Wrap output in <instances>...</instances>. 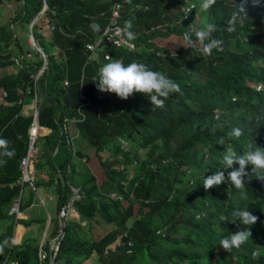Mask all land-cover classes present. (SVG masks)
<instances>
[{"label": "trees", "instance_id": "16d2710c", "mask_svg": "<svg viewBox=\"0 0 264 264\" xmlns=\"http://www.w3.org/2000/svg\"><path fill=\"white\" fill-rule=\"evenodd\" d=\"M43 1L22 0L8 10L9 21L0 18V69L16 66L0 77V138L15 150V156L0 165V245L9 241L0 252V263L7 257L16 264H38V245L27 239L11 244L15 215L9 210L21 189L20 160L32 123V112L23 114L24 100L39 89L38 124L51 131L35 142L41 140L44 149H38L34 168L49 178L34 186L55 191L57 211L69 200L70 186L81 188V198L74 203L79 220L65 221L55 264H264V179L258 178L264 172L255 174L248 165L245 187L239 190L227 180L207 191L203 187V178L223 170L225 148L237 154L264 148V0L255 7L247 0L233 32L227 31V21L244 0H216L208 12L195 0L199 11L188 21L182 20L184 0H130L119 23L131 21L133 51L108 44L94 51L86 47L108 24L109 2L45 0L46 9L29 28ZM45 22L53 29H44ZM15 23L24 25L27 34L31 31L45 54L46 68L36 83L33 76L44 58L34 48L23 52ZM93 23L99 31L90 28ZM207 23L216 25L213 35L223 41L211 55L202 56L201 45L178 47L166 58L158 55L170 50L154 44L155 38L183 37L190 27ZM106 52L125 65L136 61L162 72L180 85L182 94H171L164 108L152 110L142 94L121 100L114 93L99 92L93 82L107 63ZM69 123L94 150L83 165L71 163L81 152L73 146ZM237 127L243 135L228 140V131ZM221 137L225 145H218ZM123 142L136 148L124 149ZM134 162L137 169L128 177L125 167ZM77 170L81 179L74 185L69 175ZM231 170H225L226 177ZM22 195L20 209L26 206ZM239 209H248L258 220L247 242L227 252L219 241L245 228H238L233 216ZM100 227L106 231L97 236Z\"/></svg>", "mask_w": 264, "mask_h": 264}, {"label": "clouds", "instance_id": "9594fccd", "mask_svg": "<svg viewBox=\"0 0 264 264\" xmlns=\"http://www.w3.org/2000/svg\"><path fill=\"white\" fill-rule=\"evenodd\" d=\"M215 3L216 0H201L199 5L200 10L202 12H208L215 5ZM246 3L247 0H244V2L239 5L237 11L234 12L232 17L227 21L228 32L235 31L236 19L241 12L246 10ZM260 4L261 0H252V5L254 7L260 6ZM185 5H193V7L185 13ZM196 8L197 4L193 0H184L181 7L183 17L182 20L188 21L190 14ZM131 26V21H126V28L130 29ZM90 28H92L93 31H99L98 24L93 23L90 25ZM216 31V25L213 23H207L200 28L190 27L183 33V40L190 47H195L197 44L201 45L202 48L199 49V51H201V55L208 56L211 55L213 49L218 50L223 44L221 39L216 38L213 35ZM126 35L128 40L134 39L133 32L127 31ZM93 83L99 92L114 93L121 100H127L135 93L142 94L149 99L152 105V110L164 108L165 101L171 94H182L180 85L177 82L168 78L162 72L151 70L144 63L136 61L125 65L121 60L117 59L103 64L98 69ZM257 88H260V85H257ZM242 135V129L238 127L233 128L228 131L227 139H239ZM9 144L10 142L7 139L0 138V165L7 164L8 160L15 156V150L11 149ZM218 145H225L224 137L219 139ZM220 164L222 165L223 170H217L214 174L208 176L207 178H203V187L205 191L213 188L214 186L221 185L226 180L230 187H234L237 190L242 189L245 187L244 177L247 175L246 167L248 165L252 166V171L255 174L264 172V148L257 147L255 150L249 149L243 154H237V152L230 147L225 148L222 151ZM236 165H238V168L234 167ZM228 169L232 170L227 172L226 177L225 170ZM258 178L264 179V175H259ZM20 211L21 209L19 210V213ZM9 214H13V212L11 213L9 210ZM233 216L235 217V221L238 222V228L239 226H245V228L243 230H238L219 241V247L223 248L227 252H231L233 249H239L247 242L249 236H251L250 228L258 220V217L253 215L248 209L235 210L233 212ZM18 219L19 218H16L15 216V224ZM17 243L18 241L16 239L13 238L11 240L12 245H16ZM7 244H9V241L5 240L4 244L0 245V252H3L4 245ZM11 263L16 264L15 261H11L5 257L0 264Z\"/></svg>", "mask_w": 264, "mask_h": 264}, {"label": "built area", "instance_id": "2783aa9c", "mask_svg": "<svg viewBox=\"0 0 264 264\" xmlns=\"http://www.w3.org/2000/svg\"><path fill=\"white\" fill-rule=\"evenodd\" d=\"M100 1L110 2V10H109L110 14L108 17V24L104 28V31L102 32V34L94 42L88 43L86 45L87 49L94 51L101 44H108L116 48H124L127 51H133L135 49L134 39L136 35L133 32L134 39L128 40L126 32L131 31V30L126 28L125 25H122L119 23V20L122 17L121 15L125 13L127 5H129L131 1L130 0H100ZM192 7L193 5H185L184 6L185 13L189 11L190 8ZM44 29L52 30L53 26L50 25V23L45 22ZM43 36H45V33L43 34ZM159 54L163 58L175 55L173 50L158 52V55ZM41 56L44 58V61H45V54L41 53ZM103 59L107 63L113 60H117V59L122 61V58H113L111 54H109L108 52L104 53ZM13 61L15 62L17 66L19 65V60L17 58H13ZM43 69L44 68L42 66V68L37 72V74L33 76L35 83L39 75L43 71ZM64 84L67 85L68 83L64 81ZM34 91H35L33 95V101H34V107H35L34 110L37 109V112H38L39 105L41 103V95H40L39 89H34ZM33 113L34 111L32 112V119H33ZM39 136H42V135L40 134V126L38 124V120H37V124H34L32 121L28 129V137H27L28 142H27L26 154L20 160L21 176H20L19 183L21 184V189H20L19 195L14 200L10 208V212L11 213L13 212L16 218L18 217V214H19L20 203H21L20 199H21V193H22V188H23L22 186L25 184V182H29L32 185L33 189L36 190L34 184L37 180L46 182L49 178L46 172H43L39 177L36 174L37 171L34 168V159L36 157V153L38 152V148L36 147L35 142ZM13 186L14 184L13 185L10 184V187H13ZM70 187L73 191L72 196L57 211L58 224L59 223H63V225L65 224V221L67 220L69 216V212H70L72 205L75 203V201L81 198V188L79 186H70ZM38 197H39V194H38ZM40 200L42 199L40 198ZM47 227H48V224H47ZM63 233H64L63 231H59L58 229V233L54 236V238L51 239V242L49 246L46 247V249L43 247V243H41L40 246H38V251H37L38 264H55L54 261H55L57 251L59 249V243H60L59 240L63 236Z\"/></svg>", "mask_w": 264, "mask_h": 264}, {"label": "rangeland", "instance_id": "374dc122", "mask_svg": "<svg viewBox=\"0 0 264 264\" xmlns=\"http://www.w3.org/2000/svg\"><path fill=\"white\" fill-rule=\"evenodd\" d=\"M7 1H10L12 6H14V5L20 6L22 3V0H7ZM7 1L3 0L2 2H0V13L1 14L5 13L6 11H8L10 9V4L9 3L7 4ZM193 1L197 5L199 4V1H195V0H193ZM198 11H199V8L195 9V13H198ZM5 20L9 21V17L5 18ZM43 27H44V25H43ZM14 29H15V36L18 37L19 41L22 44L23 52L26 53L28 50H31L32 49L31 44H30V42L28 43V41H30V39L28 37L26 28H24V25H22L20 23H15ZM45 36H46V33H45ZM26 38L28 41L26 40ZM153 43L160 46V47H163V48H166L169 50H173V51L175 49H177L178 47L187 46L186 42L183 40V37L177 36L174 34L169 36V37L155 38L153 40ZM197 45H199V44H197ZM13 51L15 53H19V50L17 48L16 49L14 48ZM15 68H16V66H15ZM15 68L13 66H11V67H6L3 69H0V77L8 74L9 71H13V70L15 71ZM2 94H3L2 90H0V96ZM43 97L46 99L45 95H43ZM42 103H45V102H43V99H42ZM34 108L35 107H34L33 96L25 97L24 105H23V112L25 114L28 112V114H29V113L34 111ZM68 125H69V128L71 126H73V124H71V123H69ZM70 133H71V130H70ZM40 134L42 136H45L43 132H40ZM123 146L129 150L131 149V151H134V149L136 148L135 146H133V144L128 145L127 143H124ZM36 147L39 149V151L44 149V144L41 143V140L37 141ZM140 151L138 152L139 155L143 156L142 151L141 152ZM39 154L40 153H36V157ZM36 157H35V159H36ZM72 158L73 159H71V163L74 164V161H76L75 158H77V157H72ZM35 159H34V161H35ZM31 166H32V164H31ZM135 166L136 165L134 162L131 165H127V167H125L126 172H128V177H131L135 173V171H136L135 169H137ZM98 167L99 168H97V170H100V166H98ZM80 172L81 171L72 172L69 175V178L74 185L80 183V179H81ZM94 172H96V171L94 170ZM100 175H101V173H100ZM100 177L101 176H99V179H100ZM44 192L45 191L40 187H37L36 190H34L32 185L29 182H25V184L23 185L22 205L23 206L26 205L27 209H25V211H28V213H30V215H31L30 219L27 220V223H29V225L27 226L29 228H28L27 234H26L27 241L31 245H40L41 240H43L44 248L46 249L47 240H49V238H50V230L58 229L59 224L57 221L56 208L54 206L53 198H50V199L45 198L43 196ZM70 192L71 193H70V196L68 199H70V197L72 196V192H73L72 189L70 190ZM37 193L40 194V196H42L45 203H44L43 199L40 200ZM111 196L113 197V194ZM137 207L138 206L136 205L135 211L137 210ZM75 210H76V207H75V204H73L71 209H70V212H69L68 223H70L71 221H78L79 220L78 214H77V212H75ZM47 213L49 214L50 223H49V228L46 232V229H47V225H46L47 222L46 221L48 218ZM80 225L83 226L82 223ZM108 228H107V230H108ZM105 231H106V228L100 227L99 229L96 230V235L100 236ZM58 259H60V258L58 257ZM86 263L90 264L91 262H86ZM91 264H96V261L94 263L92 262Z\"/></svg>", "mask_w": 264, "mask_h": 264}, {"label": "crops", "instance_id": "0c3cea01", "mask_svg": "<svg viewBox=\"0 0 264 264\" xmlns=\"http://www.w3.org/2000/svg\"><path fill=\"white\" fill-rule=\"evenodd\" d=\"M11 6H12V4H10V8H11ZM17 6L18 5H16V6L14 5V8L17 7ZM8 14H9L8 11H6L3 14L0 13V17H2V18L8 17ZM23 114H25V113L23 112ZM26 114H28V112ZM40 128H44L46 130V132H44V135H47L51 131L47 127L40 126ZM68 129H69V133H70V130H71V133H70L71 136L70 137H71V140H72V143H73V146H74L75 150L81 152L80 153L81 154L80 156H77L76 155L77 156V159H76V161H74V164L83 165V163L85 162V158L86 157H92L94 155V150L92 148H90L89 146L86 145V143L84 142V140L79 136L78 131H77V129L74 126H71L69 128V125H68ZM80 157H82V158L80 159ZM81 170H82V173H84L85 170H84L83 167H81ZM43 172L44 171H37L36 174L40 177V175ZM38 187L42 188L45 191L43 193V196L45 198H48V199L53 198L54 206L56 208V195H55V191H53L50 187H48V186L45 187V186H42L41 184ZM39 197L41 199H43L42 196H40V194H39ZM43 201H44V199H43ZM44 203H45V201H44ZM25 209H27L26 206L24 207V209H21L20 213L18 214V218H19L18 220H20V221L22 220L24 222H27V220L30 219L31 215H30V213H28V211H25ZM47 215H48V218H47V221L46 222L48 224V227H47V230H48L49 223H50V219H49V214L48 213H47ZM56 216H57V208H56ZM57 221H58V219H57ZM28 225H29V223L28 224L16 223L14 225L12 239L13 238L16 239L18 241L17 244H21V243H23L24 240L27 239L26 234H27V230L29 228V227H27ZM3 227H4V224H1L0 225V228H3ZM47 230H46V232H47ZM50 232H51V230H50ZM52 238L53 237L50 236L49 240H47V246H49ZM40 243H43V247H44L43 240H41ZM38 246H40V245H38Z\"/></svg>", "mask_w": 264, "mask_h": 264}, {"label": "water", "instance_id": "95a60500", "mask_svg": "<svg viewBox=\"0 0 264 264\" xmlns=\"http://www.w3.org/2000/svg\"><path fill=\"white\" fill-rule=\"evenodd\" d=\"M43 3H44V4H43V6H42V9H41L40 12L35 16V18L31 21V23H30V25H29V28L32 27V25L34 24V22L37 21V19L40 17V15H41V14L44 12V10L46 9V6H47V5H46L45 0L43 1ZM12 26H13V25H12ZM28 37H29V39H30L29 42H30V44H31V47L34 48V49H36L38 52H40V53L43 54V51L41 50L39 44L34 40L33 35H32V33H31L30 30H29V33H28ZM45 63H46V60L44 61L43 68H46ZM37 115H38V112H37V109H35V110H34V113H33V119H32V121H33L34 124H37V120H38ZM40 129H41V128H40ZM42 129H44V128H42ZM59 231H63V232H64V225H63V223H59Z\"/></svg>", "mask_w": 264, "mask_h": 264}]
</instances>
